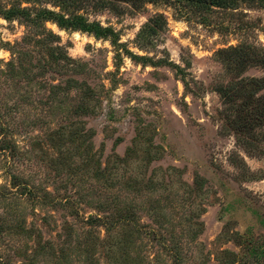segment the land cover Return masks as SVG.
Instances as JSON below:
<instances>
[{"label":"rangeland","instance_id":"rangeland-1","mask_svg":"<svg viewBox=\"0 0 264 264\" xmlns=\"http://www.w3.org/2000/svg\"><path fill=\"white\" fill-rule=\"evenodd\" d=\"M79 1L0 0V264H264V0Z\"/></svg>","mask_w":264,"mask_h":264},{"label":"trees","instance_id":"trees-1","mask_svg":"<svg viewBox=\"0 0 264 264\" xmlns=\"http://www.w3.org/2000/svg\"><path fill=\"white\" fill-rule=\"evenodd\" d=\"M187 1H190L189 3L193 2L192 4H195L197 6H206L207 4H209L210 6H208V7H213L215 5H224L226 7V6H230L232 4V2H234L235 0H208V1L207 0H187ZM57 5L61 6L63 9H65L66 6H71V7H74L73 9L80 10L84 4H83V1L80 2L79 0H57ZM30 11H31L30 9L21 10L20 13H22L25 16V20L27 22H30L31 24H34V25H41L42 24V26L45 27V24L47 22H54L61 29L79 30V31L94 34L96 37L112 39V44L116 48H120L121 46L122 47L124 46V45L118 44L117 34H115L113 29L104 28L101 25L89 24V22L82 15H80L78 12H74V13L70 14L69 17H67L65 14L57 13L55 11L48 10V9H38L36 15H34V16H32V12L30 13ZM0 15L3 16L5 19H13V18L17 17L18 11L15 9H12L10 11L0 10ZM51 36L55 37L54 34H52V33H51ZM45 40L53 41V40L47 38V39L41 40V43H43ZM235 52H237L236 48H231L229 50H225L224 53L234 54ZM125 53L132 60H140V61H143L144 64L150 63L149 61H151L149 58L137 56V55L133 54L132 52H130L129 50H126ZM151 65H154V64H151ZM68 66H69L68 64H65L64 67H68ZM228 93H232V91L230 90V92H228ZM228 93L225 94L227 97L229 96ZM239 93H242V92H239ZM237 94H238V92H237ZM239 95H241V94H239ZM243 96H245L244 93H243ZM254 114H252V115H254ZM249 115H251V114H249ZM257 124H259V127H262V125H264V108H263V106L259 107L258 111L255 114L254 121L250 124L242 125V124L236 123V121H230L229 122V125H231L230 127H232V129L238 131V133L243 134V135H246V133H249V131H252L255 127H257ZM8 131H9L8 128H6V126L2 125V118L0 116V138L1 137L5 138V139H0V143H1V146L4 150L12 147L10 145V141L7 140V137L9 134ZM13 179H14L13 180V186L17 187L18 185H20V184H18V180H17L18 177L13 176ZM19 187H20V192H21L20 194L21 195L30 196V197L34 196L33 191L28 190V188L26 186L21 185ZM6 191L7 190L0 187V202H2L3 204L6 203L7 198H8ZM7 209L8 208L5 204L3 206V211H2L3 213L0 212V236L2 235V233L4 231L3 226L7 221L6 216L10 215V212ZM133 218H134L133 216H128L127 219L133 220ZM91 221L94 223H98V224L103 225L104 227H106L108 232L113 228L112 225L108 226L109 225L108 222L105 221L104 219H101V218H94L93 217V218H91Z\"/></svg>","mask_w":264,"mask_h":264}]
</instances>
